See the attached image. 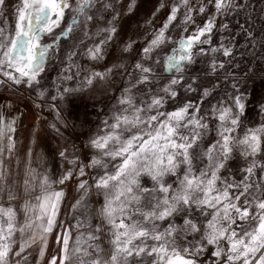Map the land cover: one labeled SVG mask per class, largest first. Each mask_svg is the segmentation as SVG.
Instances as JSON below:
<instances>
[{
    "label": "snow or ice",
    "instance_id": "snow-or-ice-1",
    "mask_svg": "<svg viewBox=\"0 0 264 264\" xmlns=\"http://www.w3.org/2000/svg\"><path fill=\"white\" fill-rule=\"evenodd\" d=\"M137 8L138 0L11 8L0 0V264H264V121L244 123L251 101L234 71L238 54L264 58V8L257 19L253 0H157L151 15L166 9L165 18L129 71L122 57L136 41L120 38L121 21ZM169 45L173 54L162 57ZM113 46L121 56L102 63ZM199 57L215 77L207 85L186 78ZM160 69L172 74L162 85ZM116 75L127 79L110 95ZM97 90L113 102L99 101L84 159L72 145L59 153L70 167L58 178L30 160L21 172L13 113L24 93L37 108L55 102L50 127L62 135L63 103ZM74 179L65 221L56 186Z\"/></svg>",
    "mask_w": 264,
    "mask_h": 264
},
{
    "label": "rangeland",
    "instance_id": "rangeland-1",
    "mask_svg": "<svg viewBox=\"0 0 264 264\" xmlns=\"http://www.w3.org/2000/svg\"><path fill=\"white\" fill-rule=\"evenodd\" d=\"M16 0H8L9 8L15 4ZM157 4V0H138V8L130 18L124 17L121 23L124 25V31L120 33V38L127 41L128 39L135 40L136 43L133 45V50L129 53L123 54V61L129 66L131 71V65L139 59L137 52L142 44L149 38L154 28L159 27L166 15V9L163 12L157 13L155 17L151 15ZM255 11L254 16L260 13L261 8H264V0H253ZM151 20L153 23L148 24ZM200 22V18L197 17V23ZM259 27V23H257ZM233 31H238L234 26ZM180 29L173 30L172 35L174 39H178ZM220 34L218 33L214 40L219 39ZM240 43L243 44V39L238 37ZM172 45L167 46V51H162L160 55L173 54L171 52ZM121 56L118 48L113 46L109 49V56L106 57L105 62L112 63L116 57ZM250 57H241L237 55L238 67L234 69L236 77L239 81V87L241 90L246 89L248 103L246 106V118L244 123L248 126L258 125L264 121V113L260 112V105L264 103V58L257 57L249 63ZM80 63L89 64L86 60H81ZM98 65L97 67H101ZM155 66V65H154ZM158 67L159 66H155ZM207 69V59L205 57H199L198 62L191 66V71L186 73V78L194 75H199L201 80L207 85L209 79L214 80L215 77H209L205 75ZM58 65L49 68V75L51 78H55L57 75ZM248 73L246 76L245 73ZM171 73L163 72L162 69L158 72L160 78V84L162 85L171 77ZM127 79L126 76L116 75L113 77V88L110 95H115V89L122 88L124 81ZM224 85H222L223 89ZM231 90L230 85H228ZM221 89V94H222ZM25 99L16 102V107L19 109L18 112H14L20 121L18 129V142H17V159L20 162V171H23L25 160H30L33 167H37V170H46L48 174L56 179L66 168L70 167L59 155L60 151L64 148H68L69 152L72 151V145H75L77 149V155L84 159L87 149L84 148L87 136L93 131L98 123L99 117L96 112L104 107V104L99 101H104L109 105L113 102L101 94L100 90L95 93H84L77 94L69 97L61 106V116L63 118V124H57L60 128L62 135L57 134L50 125L56 122L54 114L49 110L48 104L55 103L50 100L41 101L44 104L43 108H37L34 106L32 100L27 99V93H24ZM96 105V108H93ZM35 125V128L33 127ZM66 125V127L64 126ZM29 150H31V157L28 156ZM13 167H16L15 163ZM62 187L65 191V199L62 206L61 219H71L70 205L75 202L78 197L76 189V180H71L65 183ZM91 202L94 206L98 198L95 192L91 194ZM75 223V221H73ZM57 245L52 241V237H49V251L55 254Z\"/></svg>",
    "mask_w": 264,
    "mask_h": 264
}]
</instances>
